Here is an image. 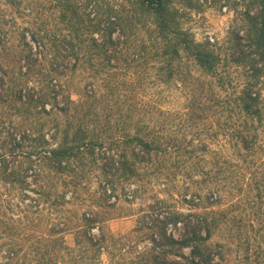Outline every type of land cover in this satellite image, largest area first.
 Instances as JSON below:
<instances>
[{"label": "trees", "instance_id": "trees-1", "mask_svg": "<svg viewBox=\"0 0 264 264\" xmlns=\"http://www.w3.org/2000/svg\"><path fill=\"white\" fill-rule=\"evenodd\" d=\"M3 2L22 13V0ZM230 2L238 4L237 23L221 44L197 41L183 27L189 11L204 3ZM52 7L60 25L36 17L34 27L20 31L26 51L18 74L9 76L0 65V107L21 117L18 124L0 117V233L12 236L13 223L24 218L31 232H46L54 242L73 233L75 259L97 255L104 264V254L108 264H219L214 206L233 165L221 150L226 145L245 161L264 146V0H54ZM4 36L0 29V43ZM34 66L38 82L28 84ZM231 67L241 73V85H232ZM77 69L89 78L72 89L73 99L62 78ZM148 80L181 89L184 119L214 130L186 140L148 127L140 113L158 101L145 93ZM96 170L100 179L92 190ZM177 174L185 182L182 194L193 190L187 200L202 211L183 212L157 196L137 209L119 205L117 189L132 203L137 182ZM204 189L203 203H194ZM67 204L74 209L60 213L58 206ZM49 208L62 215L41 231L28 215ZM129 216L134 225L125 233L106 227ZM5 246L6 262L23 264L20 245ZM114 250L122 251V262H112Z\"/></svg>", "mask_w": 264, "mask_h": 264}, {"label": "rangeland", "instance_id": "rangeland-1", "mask_svg": "<svg viewBox=\"0 0 264 264\" xmlns=\"http://www.w3.org/2000/svg\"><path fill=\"white\" fill-rule=\"evenodd\" d=\"M53 2L54 0H22L19 8L22 13L16 14L12 6L0 0V17L5 22L0 27L1 31L5 33L3 43H0V55L4 54V57H0V65L7 72V75L16 76L20 65L23 64L20 55L26 50L19 39L21 30L34 27L36 17L39 21L43 18L49 20L47 26L60 25L57 12L52 7ZM25 5L28 7L22 10ZM201 8L198 11H189V14L183 19V27L188 29L197 41L208 40L212 44H221L226 39L231 27L237 23L236 9L238 4L230 2L226 6L218 7L204 3ZM37 68L38 66H34L33 71L29 72L28 77L31 82L28 84H37L36 79L38 77L35 72ZM149 72L153 73V70L150 69ZM149 76L152 77L153 74ZM25 77L27 78V76ZM229 77L232 85H241L243 81L241 73L234 67L230 68ZM88 78L87 71L81 69H77L73 73H66L62 81H65L64 84L67 85L71 98H76L71 92L72 89L80 88ZM144 86L145 93L154 94L158 98L152 107L144 109L140 113L148 127L154 130L159 129L160 134L172 133L177 137H185L186 140L196 139V137L205 139L207 133L214 130V127L211 128L207 125L208 123L196 125L184 119L182 113L186 101L183 92L178 87L171 86V84L159 85L158 87L149 80ZM2 110H5L6 113L4 114ZM138 112L140 111H136L137 114ZM2 115L5 119L12 120L13 123L18 124L21 121V117L13 110L8 109L6 105L0 107V117ZM23 126L28 127L27 121L23 123ZM206 130L207 133L204 132ZM0 139H3L2 136ZM261 141H264V136ZM224 146L226 148L221 150V155H224L225 158H231L233 165L227 172L230 183H222L224 187L218 194L219 202L214 206L218 214L216 215V227L212 240L221 245L223 257L219 264H264V146L262 145L261 151L248 157L245 161L239 160L234 156L235 154H232V150L228 146ZM210 147L213 148V145ZM206 158L204 163L208 167L212 153L207 154ZM169 171H172V168ZM98 174L99 171L96 170L91 175L90 189L92 190L98 185L100 179ZM172 179L168 180L163 176L157 179L153 175L142 179L134 184V188L138 187L139 190L132 203L124 201L127 195L117 189L116 195H119L120 198L119 205L137 209L138 207H145L147 203L152 201L153 196H157L183 212L188 210L202 211L199 207L202 204L194 206L190 204L192 202L187 200L193 190L189 189L186 194H182L181 187L185 185V182L183 184L180 174ZM166 187L170 189L171 194L166 193L164 190ZM205 190L200 192L199 201H197L198 199L193 200L194 203H203L202 201L206 196L203 192ZM13 194H15L14 191L11 195ZM14 199H17L16 194ZM89 201L87 200L86 203ZM58 209H61L60 213L67 215L71 209H74V205L58 206ZM60 213L49 208L44 211L43 215L38 213L32 214V216L28 215V217H32L29 218V221H36L42 231L45 227L57 223L59 215H62ZM19 216L22 217L23 215ZM134 218V216H129L110 220L106 223V227H109L113 234L120 235L133 227ZM13 226L14 233L12 236L6 234L8 232L0 233V264H9L2 257L6 247L5 243L8 241H14L20 245L21 251L18 261H23V264H36L38 261L39 264H97V259L100 258L96 255L94 259H89V254H84L81 255V258L75 259V255L79 252L70 250L74 247V234L71 232L62 234L63 242L59 240L54 242L49 236L44 235L46 232H31L28 229L30 223L24 218L15 221ZM93 231L95 232V230ZM38 234H40V238H38ZM52 238L56 239V236L54 235ZM63 247H68V249ZM114 251L112 262L121 259L117 253L122 254V251L117 253L116 250ZM102 259L104 264H108V259L104 254L101 255ZM120 262L122 261L120 260Z\"/></svg>", "mask_w": 264, "mask_h": 264}]
</instances>
